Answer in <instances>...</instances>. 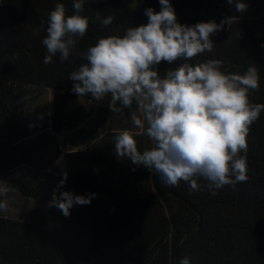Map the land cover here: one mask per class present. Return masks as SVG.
Wrapping results in <instances>:
<instances>
[{"label":"trees","instance_id":"1","mask_svg":"<svg viewBox=\"0 0 264 264\" xmlns=\"http://www.w3.org/2000/svg\"><path fill=\"white\" fill-rule=\"evenodd\" d=\"M56 2L0 0V183L34 204L30 220L0 214V264H178L185 256L190 264H264V111L246 136L247 180L235 186L225 185L214 195L207 188L190 190L184 181L168 186L145 167L115 156L112 143L121 130L114 129L94 148L62 153L65 162L90 168L70 171L58 192H95L91 202L74 205L67 217L49 207L62 178L52 168L61 152L57 134L63 122L55 117L51 133L45 125L22 120L26 91L49 88L60 91L65 101L87 99L88 111L96 115L95 133L106 122L110 97H78L68 74L86 62L80 54L99 37L122 35L126 28L146 23V7L160 10L158 0H86L81 13L89 18L85 35L67 60L54 56L45 64L41 39ZM60 2L67 15L73 13L72 0ZM170 2L182 24L232 17L231 26L211 37L212 50L188 62L217 59L228 72L254 66L259 87L249 98L264 103V0H244L243 12L235 11V0L233 5L227 0ZM97 14L111 15L112 24L102 26ZM183 62L161 61L158 73L163 76ZM130 110L138 109L133 104ZM132 133L138 150L152 147L147 136ZM21 166L44 172L27 176Z\"/></svg>","mask_w":264,"mask_h":264},{"label":"clouds","instance_id":"2","mask_svg":"<svg viewBox=\"0 0 264 264\" xmlns=\"http://www.w3.org/2000/svg\"><path fill=\"white\" fill-rule=\"evenodd\" d=\"M85 3L72 0L73 13L67 15L64 4L57 0L49 11L46 35L41 39L46 49L43 63H51L54 56L60 62L69 58L89 26V18L81 14ZM158 3L159 11L151 6L144 9L146 23L130 26L122 35L99 37L80 54L86 62L67 78L78 97L103 100L109 96L108 107L113 113L137 106L139 114H131L132 124L143 130L152 147L138 150L134 134L121 130L112 143L118 159L145 167L168 186L184 181L190 190L207 188L214 195L225 185L247 180L246 136L249 125L264 111V103L249 98L259 87V76L251 65L244 72H228L217 59L188 62L212 50L211 37L231 26L232 17L219 23L182 24L170 0ZM227 3L233 5L234 0ZM234 7L243 12L247 4L235 0ZM96 19L104 27L113 21L111 15L97 14ZM178 59L184 62L163 76L158 73L161 61L172 64ZM66 180L67 173H63L49 201V207H56L65 217L74 205L89 204L96 195L58 192ZM9 191L6 184H0V211L8 207L3 197ZM178 264H190L189 257L180 258Z\"/></svg>","mask_w":264,"mask_h":264},{"label":"rangeland","instance_id":"3","mask_svg":"<svg viewBox=\"0 0 264 264\" xmlns=\"http://www.w3.org/2000/svg\"><path fill=\"white\" fill-rule=\"evenodd\" d=\"M161 64V62H160ZM157 66V70L160 66ZM28 100L24 106L21 119L30 120L47 126L46 131L53 133L52 124L54 118L62 120V129L57 134L61 152L54 164L52 170L62 177L63 173H69L75 169L90 168L89 165L67 163L62 158L65 150H88L94 148L101 143L103 136L110 134L112 130H130L134 133L142 134L143 130L137 129L131 121L130 108H125L120 112L113 113L111 110L105 118L106 122L95 133L91 134L92 124L96 118L95 114L88 111L90 102L81 97L73 100L65 101L61 96V92L56 89L29 87L26 91ZM146 136V135H145ZM36 168V167H35ZM33 167L21 166L19 171L27 176H35L36 178L43 174V170ZM6 184L10 191L3 197L8 203V207L0 214L12 218H22L30 220L33 214V200L24 197L18 190Z\"/></svg>","mask_w":264,"mask_h":264}]
</instances>
